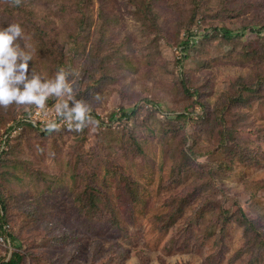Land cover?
Here are the masks:
<instances>
[{
    "label": "rangeland",
    "instance_id": "rangeland-1",
    "mask_svg": "<svg viewBox=\"0 0 264 264\" xmlns=\"http://www.w3.org/2000/svg\"><path fill=\"white\" fill-rule=\"evenodd\" d=\"M77 4L30 2L55 58L39 48L30 28L9 19L0 0V27L18 23L22 38L13 43L31 53L26 79L37 75L44 83L58 68H70L74 100L78 91L98 117L95 126L69 129L55 113L66 97L53 93L44 108L0 107V135L17 125L9 132L8 166L0 169V198L3 227L17 237L21 264H264V248L240 219L243 212L264 233V55L252 54L264 34L250 32L264 22V0H85L79 49L71 39L82 19ZM194 13L199 34L214 27L242 34L199 37L185 57L179 47ZM180 74L200 97L182 93ZM241 83L249 91L239 102L229 100ZM215 103L225 105L223 114ZM136 106L137 116L120 117L119 107ZM192 109L210 117L182 130L173 117ZM31 110L40 119L18 125ZM49 121L58 127L49 130ZM179 144L187 156L189 149L200 153L188 156L180 172ZM125 181L134 196L122 190ZM88 189L97 191L92 208ZM179 200L181 214L171 219ZM12 247L0 242V260Z\"/></svg>",
    "mask_w": 264,
    "mask_h": 264
},
{
    "label": "trees",
    "instance_id": "trees-1",
    "mask_svg": "<svg viewBox=\"0 0 264 264\" xmlns=\"http://www.w3.org/2000/svg\"><path fill=\"white\" fill-rule=\"evenodd\" d=\"M1 1L5 5L4 13H6L8 15L9 19H18V20H20V22H21V24L23 26L30 28V30L33 32V35L36 38V40L38 42H40V43L41 42L43 43L44 46L41 43L39 48L42 49L43 52H45L46 55L52 56V57H55V58H60L59 57V53L56 52V51H53L54 44H50L49 42H46L47 34L45 33L44 29H41L39 27V25H38L39 23L34 19L33 13L28 9V7L30 5V2H32L33 0H30V1H27V0L26 1L25 0H1ZM84 3H85V0H78L77 8H78V11L81 14L82 19H77V22L75 24L76 25V30L71 35L72 45H74V47H77L78 49H79L80 44H81V38L85 35V30H86V29H84V27L86 28V24H85L84 20H85V18L87 16H86L85 12L81 11V5L84 4ZM62 8L63 7H61V10H62ZM194 16H195V13L192 15V17H191V19L189 21V26L185 29L186 38L181 42V45L179 47L180 50H181L180 52L184 53L185 57H186L185 52L189 51L194 46V44L196 42V39H198L199 37L201 39L202 38H204V39H207V38L208 39H212V38L220 37L221 39H224V40H230L232 38L238 39V38H240V36L242 34L241 31L234 32V31H231V30H229V29H227L225 27H220V28L214 27V28H211V29L207 30L206 33L199 34V31L197 30V26H196L197 24L195 23ZM150 27H152L153 29L157 30V28H155V27H153L151 25H150ZM250 32L257 33L258 35H260L261 32H262L261 35H263L264 34L263 33L264 32V22L262 23V25L260 26L258 31H255L254 29H250ZM252 54L254 56H262V55H264V45L261 42L258 41L256 46H255V48H254V50L252 51ZM185 57L180 56L179 59L176 60V65L179 68L181 67L182 62H183ZM61 58H63V56ZM116 59H118V57ZM122 59H118V60H121L122 64H123L125 62V58H122ZM70 61H71V59H70ZM114 62H115V60H114ZM59 63L61 64V66L64 65V63H62V61H60ZM112 66H114L115 70H116L118 68V66L120 67V63H113ZM64 68H66V66ZM66 72L69 74V76L67 75L66 78L71 77L70 68H69V71H66ZM261 82H260V85L263 84ZM179 85L181 87L182 93L186 97H188V98H192L194 96L200 97L201 94H199V92H198L199 89L197 87H192L191 85H189L188 82L182 78L181 74H180V83H179ZM243 85L244 84L241 83V86H243ZM241 86L238 88L239 89L237 91L238 95L235 98H230L229 97L228 98L229 100H238V102H239V99L241 98V96H243L242 93L246 92V91H249V87H247V86L241 87ZM262 88H264V87H262ZM74 96L76 97L77 100L81 99V97H79V92L78 91L74 94ZM143 102L144 103H148L150 101L144 100ZM218 106H221V105H219L218 103L217 104L215 103V110H217V115H221V114H223L224 108H226V107H225V105H223L220 109H218ZM118 111L120 112V117L129 119V118H131L133 116H137L138 115L139 108L136 106V107L132 108L131 111L125 112L123 107H119ZM28 114H29V112L26 113V115H28ZM208 114H209L208 112H203L202 111V115L198 116L197 113L193 112V109L191 111H189V112H188V110H185V112H181V113H178V114L174 115L173 120L176 121V122L183 123V124H181L182 130H183L184 127L187 128L189 125H192V127L196 126L195 123L198 122L199 119H201V118L205 120L207 118ZM91 116L94 119H98V117L93 115V114ZM208 117H210V115H208ZM18 125H19V123H18ZM25 125L26 124H24V126ZM28 126H29V124H28ZM12 128L13 127H10V126L7 127V129H5V131L3 133L7 134ZM173 132L176 133L177 129H174ZM44 134L46 135V134H48V132H45ZM11 136L12 135H8V137L6 139V150L0 155V169H3V170H6V168L8 166L7 163H8L9 159H6L5 156L8 153H10V145H11V142H12V139H13ZM132 141H133V145L131 147V150H135L136 151L137 150L136 149L137 146L135 144L136 142H135V140H132ZM182 146H183L182 144H179V153H180L179 155L181 156V161L178 160V163L180 165V168H179L178 172H180L181 169H182V171H185V169L187 168L186 165L184 164V162H186L188 164L191 163L189 161L188 156H190L192 158H194V157L196 158L200 154V153H198V155L194 154L192 149H189V154L187 156L185 151L182 150V148H181ZM137 153H139L138 150H137ZM221 164H223V163H221ZM125 185H126V188H125ZM131 187H132V183L128 182V181H125L123 183V185H122V190H124L125 191L124 193L128 194V196H132L133 193H129L128 191H126L127 189L130 190ZM88 190H89V192L93 193V194L91 193V194L88 195V197H89L88 198V204L92 208V207H95L97 196L94 195V192L97 193V191L93 190V189H88ZM0 194H1V191H0ZM179 201H172V203L173 204L174 203L177 204ZM4 203L5 202L2 201L1 198H0V207H1V209H3V215H5V216H1L0 217V237L3 238L5 240V242H8L10 244V246L13 245V247H12L13 249L10 251L8 259L6 261L3 260V259L0 260V264H21V261L24 259V254H23L22 249H20L21 248L20 244H17V245L14 244V242H16V238L17 237H13L12 234L7 233L6 228L3 227V225H5L6 220H7L6 219V217H7L6 216V206H5ZM181 205H183V201L182 200L180 201L179 205L176 207V212L173 213V215L171 216V219L177 218L181 214ZM4 209H5V211H4ZM240 219L248 227L247 230H248V232L250 231V236L252 237V240L255 243H258L261 247L264 248V233H261V232L258 233L256 231L255 227H254L255 224L253 222H251L250 220H248L247 216L243 215V212L240 214ZM6 238H8V240Z\"/></svg>",
    "mask_w": 264,
    "mask_h": 264
},
{
    "label": "clouds",
    "instance_id": "clouds-1",
    "mask_svg": "<svg viewBox=\"0 0 264 264\" xmlns=\"http://www.w3.org/2000/svg\"><path fill=\"white\" fill-rule=\"evenodd\" d=\"M22 28L18 23L0 27V107H7L13 102L17 105L34 104L37 108H44L45 98L49 93L57 97H66L55 105L57 117H61L69 129L77 132L88 124H98L91 115V108L86 101L74 100L72 81L67 80L68 73L63 67L57 69L54 79L44 80L33 75L27 80L25 73L28 72V61L31 53L21 49L18 43L13 44L17 37L22 38ZM19 58V63L17 59ZM23 83V88L17 87ZM68 101H73L69 107ZM49 130L58 127L55 121L46 124Z\"/></svg>",
    "mask_w": 264,
    "mask_h": 264
},
{
    "label": "built area",
    "instance_id": "built-area-1",
    "mask_svg": "<svg viewBox=\"0 0 264 264\" xmlns=\"http://www.w3.org/2000/svg\"><path fill=\"white\" fill-rule=\"evenodd\" d=\"M36 114L38 115V113H36V111L32 112V110H31L28 115L20 118V120L18 121L19 125L31 124L33 122L31 120L32 117L35 119L36 118L40 119V116L39 115L37 116ZM16 126H12L13 128L9 132H11V131L13 132V129H15ZM9 132L7 134L2 133V135L0 136V155L6 150V139L9 135ZM2 241H3V238L0 237V242H2Z\"/></svg>",
    "mask_w": 264,
    "mask_h": 264
}]
</instances>
